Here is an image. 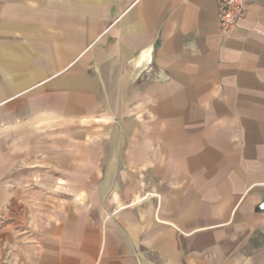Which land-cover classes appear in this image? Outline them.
<instances>
[{
    "label": "crops",
    "instance_id": "0c3cea01",
    "mask_svg": "<svg viewBox=\"0 0 264 264\" xmlns=\"http://www.w3.org/2000/svg\"><path fill=\"white\" fill-rule=\"evenodd\" d=\"M103 1L101 34L104 44L109 43L103 59L119 61V70L110 68L108 75L121 77L120 107L124 106L128 65L131 74H138L151 60V75L166 77L136 88V97L145 91L153 99L150 107L157 118L150 122L152 131L144 135L138 131L137 136L161 141L158 152L166 155L162 164L159 154L151 156L152 173L163 180L153 195L157 202L152 199L144 219L123 212V227H103L100 239L90 218H84V227L79 226V218L75 223L48 222V208L43 206L40 247L57 253L45 250L43 258L41 249L36 264H78L61 260L60 252L65 247L73 249L74 242L81 240L82 264H138L127 250L129 243L137 249L141 242L152 250L151 264H264V0H245L237 26L225 32L219 26L216 0ZM8 5L0 12L7 19L0 21V36L5 38L0 43V61L5 72L18 70L19 74L0 80V94L17 88L21 94L38 75L43 73V79L27 90L42 86L56 73L47 76L48 69L27 63L25 48L10 47L7 37L25 27L26 15L14 13ZM95 29L91 36L96 35ZM21 33L39 37L27 29ZM61 40L77 44L74 32ZM61 51L58 44L51 62L56 68L64 64ZM83 65H77L79 73L73 69L44 85L52 107H62L65 100L75 102L79 111L86 108L93 113L99 107L96 80L84 73ZM68 86L78 92L64 95ZM129 123L122 119L120 133L127 132ZM27 143H20L22 151L10 155L30 154ZM11 229H1L0 236L11 237ZM116 250L124 253L119 259H115Z\"/></svg>",
    "mask_w": 264,
    "mask_h": 264
},
{
    "label": "rangeland",
    "instance_id": "374dc122",
    "mask_svg": "<svg viewBox=\"0 0 264 264\" xmlns=\"http://www.w3.org/2000/svg\"><path fill=\"white\" fill-rule=\"evenodd\" d=\"M103 4V0H0V12L2 6L8 5V9L14 7V13L26 15L25 27L12 30L8 35L10 47L25 48L27 63L48 69L47 76L56 73L49 81L69 75L83 62L84 73L96 80L99 104L93 113L86 108L79 111L73 106L75 102L69 104L67 100L62 107H52L49 90L44 87L49 81L27 90L43 79V73L24 86V93L19 94L22 89L17 88L0 94V230L12 228L11 237L0 236V264H36L42 250L43 258L45 250L57 253L56 249L40 247L45 207L48 222L60 224L73 220L75 223L79 218V226L84 227V218H90L100 239L103 227L110 230L122 226L121 213L129 211L142 220L143 213L152 206V199L157 202L153 195L158 193L157 185L163 178L153 175L152 156L159 154L161 141L137 136L138 131L143 135L152 131L150 122L157 115L150 107L153 104L151 93L144 91L136 97V88L166 77L151 75V60L140 67L138 74H131L128 65L129 74L124 77L127 84L123 92L124 106L120 107L121 77L108 75L110 68L115 72L119 70V61L103 59L104 48L109 46V43L104 44L101 34L105 27ZM1 14L0 21L5 22L7 19ZM24 29L37 32L39 37L22 34ZM94 29L97 33L91 36ZM73 32L77 44H64L61 38ZM3 40L4 36H0V43ZM58 44L62 50L59 58L64 64L56 68L51 62L56 59L54 50ZM82 50L85 51L80 56ZM2 67L0 61L1 81L11 79L12 73L19 74L18 70L5 72ZM27 71L29 74L31 69ZM63 92L66 95L78 90L68 86ZM9 97L12 99L1 103ZM15 101L19 102L13 105ZM106 116L107 120L103 119ZM124 118L130 123L127 132L120 133ZM26 140L30 154L11 156L22 151L20 143ZM165 158V154H159L158 163L162 164ZM163 177L167 179L166 170ZM144 196L146 198L131 204ZM158 203L161 206L160 200ZM82 243V240L78 244L74 242L73 249L65 247L60 259L84 263ZM142 243L137 244V249L129 243L127 252L138 264H151L152 250ZM98 246L97 240V249ZM114 253L115 259L124 254L122 250ZM104 255L105 252L100 258Z\"/></svg>",
    "mask_w": 264,
    "mask_h": 264
},
{
    "label": "built area",
    "instance_id": "2783aa9c",
    "mask_svg": "<svg viewBox=\"0 0 264 264\" xmlns=\"http://www.w3.org/2000/svg\"><path fill=\"white\" fill-rule=\"evenodd\" d=\"M245 0H216L220 29L225 32L237 26Z\"/></svg>",
    "mask_w": 264,
    "mask_h": 264
}]
</instances>
